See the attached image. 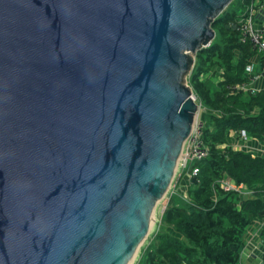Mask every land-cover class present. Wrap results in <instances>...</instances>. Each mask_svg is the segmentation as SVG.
<instances>
[{
    "label": "water",
    "instance_id": "water-1",
    "mask_svg": "<svg viewBox=\"0 0 264 264\" xmlns=\"http://www.w3.org/2000/svg\"><path fill=\"white\" fill-rule=\"evenodd\" d=\"M233 1L0 0V264L130 263Z\"/></svg>",
    "mask_w": 264,
    "mask_h": 264
},
{
    "label": "trees",
    "instance_id": "trees-1",
    "mask_svg": "<svg viewBox=\"0 0 264 264\" xmlns=\"http://www.w3.org/2000/svg\"><path fill=\"white\" fill-rule=\"evenodd\" d=\"M251 4L235 0L234 13L224 11L214 21L215 39L197 53L191 81L206 110L202 139L209 156L193 166L199 173L189 182L187 199L171 196L163 214L167 227L139 264H242L247 230L255 220H264V155L237 150L230 141L234 132L264 144V91L235 89L250 83L246 70L257 54L236 30ZM225 179L244 184L254 198L225 191ZM261 238L264 249V231Z\"/></svg>",
    "mask_w": 264,
    "mask_h": 264
},
{
    "label": "built area",
    "instance_id": "built-area-1",
    "mask_svg": "<svg viewBox=\"0 0 264 264\" xmlns=\"http://www.w3.org/2000/svg\"><path fill=\"white\" fill-rule=\"evenodd\" d=\"M248 12L246 17L238 20L236 23V30L240 33L242 43H250L253 50L262 58L264 64V0H252ZM246 71L251 77L250 80L256 79V76H251V66H248ZM235 89L240 90L243 88L237 86ZM252 92L255 93V91ZM195 99L197 100V97H195ZM203 129L204 124L198 118L194 124L190 137L185 143L183 154L179 161V171L185 173L190 180L199 173L198 168H193L195 163L209 156V149L202 139ZM241 139H243L244 143L249 141V138L245 134L241 135ZM260 155H264V151H261ZM221 187L225 191L235 192L239 195L245 193L246 190H249V192L251 190L244 184H237L233 180L226 179L221 182ZM251 192L253 191L251 190Z\"/></svg>",
    "mask_w": 264,
    "mask_h": 264
},
{
    "label": "rangeland",
    "instance_id": "rangeland-1",
    "mask_svg": "<svg viewBox=\"0 0 264 264\" xmlns=\"http://www.w3.org/2000/svg\"><path fill=\"white\" fill-rule=\"evenodd\" d=\"M235 1V0H234ZM234 1L232 3H234ZM232 3L225 9V11H228V13H234L232 12V10L230 9L232 7ZM248 6V5H247ZM250 7V6H249ZM228 9V10H227ZM236 10V9H235ZM249 12H247L246 14H242L241 16L239 17H246L248 15ZM213 30H214V27H213ZM215 31V30H214ZM216 33V32H215ZM197 57V56H196ZM197 65H198V62H197V58L195 59V63L193 65V69L191 68V70L189 71L188 73V76H187V80H186V85H188L192 92H193V95L196 97V94H195V90L193 88V85H192V81H191V76L193 75V73L195 72L196 68H197ZM208 77L205 76V77H202V79H206ZM216 81H220V78L219 77H215ZM197 102L198 104L200 105V111H199V120L202 121L204 123V115L206 113V110L205 108H203L202 106V103L200 100L197 99ZM234 137V138H233ZM230 140L231 143H239V142H243V139H240L239 137H236V135H233L232 138L230 137ZM258 141V140H257ZM249 142H250V145H252V142L253 140L252 139H249ZM259 142V141H258ZM185 147V145H184ZM254 153L255 155H258L257 152H252ZM179 171V170H178ZM177 171V175L175 176L174 178V181H173V184L172 186L170 187L168 193L166 194V196L157 204L156 208H155V212H154V216H153V220H152V223H151V231L147 237V239L144 241V243L142 244L136 258H135V261L133 264H139L141 258L147 253V251L152 247L153 243H154V239L156 238L157 234L161 231V229H166L167 227V224L166 223H163V214L164 212L166 211L168 205H169V202H170V199H171V196L176 192L177 190V181L178 179L180 178V176L178 175H181L182 172H178ZM186 176V175H184ZM187 177V176H186ZM226 180H230V179H226ZM187 183H186V186L185 187H182L180 189V192L179 194L183 196L184 199H187V196H186V193H187V190L190 186V179L188 178L187 180ZM240 196H242V198H254V194L253 192H249V190H246L245 193H242ZM260 220V219H259ZM254 243V242H253ZM251 240L249 239L248 242L246 241V247L244 248L243 252H242V264H245L246 263V258L247 256L251 255V252L253 251V255L256 257V256H259L260 253L255 251L254 249V246L252 247V245H254ZM249 246L251 249H249ZM252 250V251H251ZM257 260V259H256ZM252 264V263H251ZM258 264V263H256Z\"/></svg>",
    "mask_w": 264,
    "mask_h": 264
},
{
    "label": "crops",
    "instance_id": "crops-1",
    "mask_svg": "<svg viewBox=\"0 0 264 264\" xmlns=\"http://www.w3.org/2000/svg\"><path fill=\"white\" fill-rule=\"evenodd\" d=\"M249 66L252 67V72H251V76H256L255 80H250V83L245 86L242 87L244 90H248V91H255V92H260V91H264V64H263V60L259 55H255L254 58H252ZM249 75V74H248ZM250 76V75H249ZM222 80V79H220ZM234 135V132L231 136ZM234 138V137H233ZM252 139V138H251ZM252 145H250V142L248 141L247 143L244 142H239L233 143V148L237 149V150H249L251 152H257L258 155H260L261 151H264V144H261L260 142H258L256 139H252ZM181 172V171H179ZM185 173L182 172L180 176V178L177 181V190L175 193L179 194L180 189L182 187L186 186L187 183V179L188 177L184 176ZM264 231V220H255L252 223V226L247 230L246 232V241L248 242V240L250 239L251 242L254 244L252 245V247L254 246L255 251L259 252L260 255L259 256H254L253 255V251L251 252V255L247 256L246 263L245 264H263V260H264V249L263 247V242H262V238H261V234ZM249 249L250 246H249ZM257 259V260H256Z\"/></svg>",
    "mask_w": 264,
    "mask_h": 264
},
{
    "label": "bare ground",
    "instance_id": "bare-ground-1",
    "mask_svg": "<svg viewBox=\"0 0 264 264\" xmlns=\"http://www.w3.org/2000/svg\"><path fill=\"white\" fill-rule=\"evenodd\" d=\"M179 164H178V169H177V171L179 170ZM176 175H177V172H176ZM175 175V176H176ZM161 201V200H160ZM154 216V215H153ZM153 220V219H152ZM142 246V245H141ZM141 248V247H140ZM140 250V249H139ZM139 252V251H138ZM138 252L135 254V256H134V258L130 261V263L129 264H133L134 263V261H135V258H136V256H137V254H138Z\"/></svg>",
    "mask_w": 264,
    "mask_h": 264
}]
</instances>
